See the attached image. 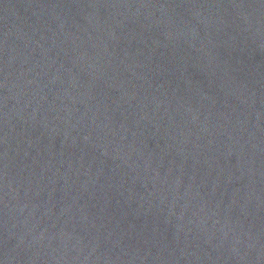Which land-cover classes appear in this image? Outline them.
<instances>
[{
	"label": "water",
	"instance_id": "95a60500",
	"mask_svg": "<svg viewBox=\"0 0 264 264\" xmlns=\"http://www.w3.org/2000/svg\"><path fill=\"white\" fill-rule=\"evenodd\" d=\"M0 264H264V0H0Z\"/></svg>",
	"mask_w": 264,
	"mask_h": 264
}]
</instances>
